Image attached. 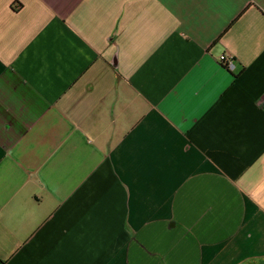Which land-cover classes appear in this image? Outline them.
<instances>
[{
	"label": "crops",
	"instance_id": "1",
	"mask_svg": "<svg viewBox=\"0 0 264 264\" xmlns=\"http://www.w3.org/2000/svg\"><path fill=\"white\" fill-rule=\"evenodd\" d=\"M0 264H264V0H0Z\"/></svg>",
	"mask_w": 264,
	"mask_h": 264
},
{
	"label": "built area",
	"instance_id": "2",
	"mask_svg": "<svg viewBox=\"0 0 264 264\" xmlns=\"http://www.w3.org/2000/svg\"><path fill=\"white\" fill-rule=\"evenodd\" d=\"M220 61L224 64V66L230 71H234L236 68L234 58H228L227 56H222Z\"/></svg>",
	"mask_w": 264,
	"mask_h": 264
}]
</instances>
